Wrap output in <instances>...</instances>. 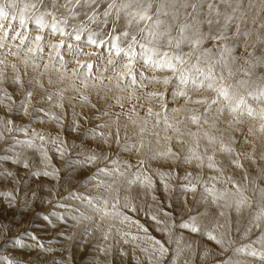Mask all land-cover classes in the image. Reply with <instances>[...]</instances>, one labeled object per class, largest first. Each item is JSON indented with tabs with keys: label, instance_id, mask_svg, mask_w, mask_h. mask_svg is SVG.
<instances>
[{
	"label": "snow or ice",
	"instance_id": "obj_1",
	"mask_svg": "<svg viewBox=\"0 0 264 264\" xmlns=\"http://www.w3.org/2000/svg\"><path fill=\"white\" fill-rule=\"evenodd\" d=\"M223 2L226 4L224 11H221L213 0H155V12H152L154 0H63L62 3L51 0L50 4L45 3V0H0V21H7V27L0 23V52L6 53L0 57V66H3L0 67V106L6 109V116H0V141H3L5 149L2 159L5 162L11 161L16 166L22 165L28 169L30 176L42 174L59 180V169L52 164V157L48 155V149L45 147L51 143L56 155L62 158L64 164L80 167L81 170L74 172V175L81 177L85 182L97 181L98 176L117 177L126 187L139 185L143 194L152 195L153 199V193L162 186L170 201L173 197L183 200L180 209L182 229L189 230L190 234L207 237L221 248L230 246L233 254L243 253L258 257L264 264V32L258 33L256 37L262 45L258 52L254 45L245 43V53L237 56L235 50L241 46L240 39L242 36L247 39L249 31L242 27L243 16L238 14L239 4L234 6L228 0ZM204 3H207L206 10ZM9 17L11 19H8ZM14 21H18L19 27L13 26ZM29 22L35 25L34 36L29 29ZM110 22L112 27L107 28ZM92 25L96 26L95 31ZM261 28H264V24ZM46 30L52 36L58 35L60 39L47 41L49 58L44 60L41 68L37 54L43 58ZM105 32L108 34L105 35ZM17 40L19 43H15ZM65 45L71 60L62 55L65 50L62 46ZM82 45L94 46L98 50L102 49V46L106 48V69H100L92 59H78L80 55H100V52L84 51ZM21 52L24 53L23 56ZM9 56L19 58L23 72L15 59L8 60ZM121 60L123 63H119ZM70 62L73 67L69 70L66 65ZM50 66L56 69L60 80L66 77L72 81L78 80L79 86L73 84L72 87L79 93L78 99L92 108L97 106L84 94V90L89 87L90 81L93 82V87L102 85L105 79L104 71L111 72L107 79L115 88L130 89L127 95L128 107L125 108L121 97L116 95L113 99L120 106V112L113 113L107 103L97 108L93 115L99 123L85 127L82 133L86 137H92L90 143L81 141L77 145L73 142L69 146L59 135L49 138L35 128L29 133L27 125L33 120L47 118L59 124L63 119L51 111L50 107H64V89L52 88L54 81L51 76H47ZM29 67L35 74L29 75ZM6 68L11 69L10 76L5 75ZM94 71L97 75H93ZM147 72L152 74L146 75ZM45 77L49 87H45ZM148 85L153 87L152 90H146L145 95L147 99L157 102V109L154 112L153 107L149 105L144 108L145 116L140 117L136 107L137 103H140V97L136 95L135 88L147 89ZM9 87L12 91H9ZM37 88L42 89L39 94L35 92ZM169 90L170 95L167 94ZM179 101L183 103L168 108L169 102L177 105ZM169 111L183 115L170 121ZM20 113L28 118L26 122L17 123L12 118ZM162 114L166 133L163 136L159 131ZM79 115L80 113L73 109V118L68 122L73 131L80 128L79 120L75 119ZM153 115L155 122L149 129L148 118ZM122 118L126 121L123 125V139L120 123ZM245 118H258L261 121L259 128L254 130L249 127L245 132ZM84 119L90 121L92 117L85 116ZM129 123L134 126L132 129H129ZM189 124L191 128L188 127ZM169 131L171 134H167ZM255 131L262 137V150L258 157L255 144H252L249 151H243ZM15 133H24V138L20 139ZM9 140L12 143L9 144ZM37 141L40 143L37 144ZM113 143L116 145L115 152L111 148ZM24 147L35 148L39 152L43 169L30 164L29 157L21 151ZM69 148L73 151L79 148V151L75 152V158L69 153ZM121 152L127 153V158L121 156ZM160 159L172 161L168 170L151 166V161ZM133 160L135 164L132 163ZM245 161L256 165L255 176H249ZM185 164L189 168L194 166L199 171H185L180 177L182 182L173 185V176L177 175V169ZM89 165L95 168L94 174L91 169L83 170ZM205 168L213 173L207 178L203 177ZM228 169L234 172L242 170V180L234 178L231 174L226 176ZM18 172L19 168L0 169V180L4 182V190L0 191V196L4 197L2 203L9 207L19 204L31 211L37 200L41 203L54 202L63 211L44 215L42 222L45 226L57 228L61 222H67L69 217L77 224L82 218L90 220L91 217L84 216L79 208L75 209L79 214H73L75 201L86 203L104 215L110 214L107 199L103 200L102 207L101 204L94 203V199L100 200L101 197L85 196L79 190L70 188L67 196L60 195L59 184L46 186V195L41 194L39 187L35 190L29 187L28 191L32 192L31 199L27 196L18 197L15 193L24 184ZM157 177L159 184L155 182ZM103 184L105 181L101 179L94 186L100 187ZM229 184L231 188L228 187ZM108 187L111 188L112 184ZM249 190L251 195H248ZM189 196L192 197L191 201ZM125 199L127 201L128 198ZM115 203L118 204L119 200ZM189 203L196 205L195 215L183 213V208ZM129 206L126 202L125 207ZM213 206L218 210L219 217L224 216L225 209H234L237 214L244 209H252L249 212L248 226L241 233L242 236L252 233L248 243H238L227 232L218 230L217 223L213 222L210 216ZM131 207L135 210L134 204H131ZM111 214L122 222L131 219L116 209L115 204ZM170 215L164 212L163 221L156 215H151V219L156 221L157 225L163 224L158 230L169 235L170 243L177 245L175 249L166 248L138 222L137 227L143 235L125 233L119 229L117 231L125 243H128L129 239L133 244L137 240L145 242L141 251L148 256L149 264H160L163 256L170 251L169 264H178V253L183 250V237H175V233L171 232L167 221ZM204 217L209 218L208 223L201 222ZM253 229L258 230L260 234L256 236ZM0 230L9 232L11 228L0 222ZM89 231L91 229H86L85 235ZM24 234L30 237L31 243H26L19 232L14 233L10 239L20 248L29 247L41 252H52L51 247H45L43 238H38L35 233ZM104 236L107 240V230ZM183 248L191 250L193 255L196 254L190 243L184 244ZM101 251H105V248L101 247ZM210 254L211 250L208 248L199 253L202 258ZM120 255H126L123 248L120 249ZM0 264L20 262L5 256L0 258ZM52 264H55V261ZM185 264L191 262L186 261ZM207 264L213 262L207 261ZM215 264H240V261L230 256L226 260L215 261Z\"/></svg>",
	"mask_w": 264,
	"mask_h": 264
},
{
	"label": "rangeland",
	"instance_id": "obj_2",
	"mask_svg": "<svg viewBox=\"0 0 264 264\" xmlns=\"http://www.w3.org/2000/svg\"><path fill=\"white\" fill-rule=\"evenodd\" d=\"M18 2H31V0H18ZM51 0H45V3L50 4ZM63 0H58V3H62ZM229 3L234 6L238 3L240 6V13L242 14L243 19L241 20L242 27L249 31V35L247 39L243 36L240 39V47L236 48L235 54L240 56L245 53V48L243 44L247 43L249 46H255L256 51L258 52L262 45L256 40L257 34L264 32V29L261 28V25L264 24V0H228ZM213 3L217 5V7L224 11L226 4L223 0H213ZM203 7L207 8V3H204ZM230 10V9H229ZM152 12H155V0L152 8ZM261 17V18H260ZM8 19H11L9 17ZM50 19V18H49ZM263 19V20H262ZM3 23L5 27H7V21H0ZM14 27H19L18 21L13 22ZM107 28H111V22L106 26ZM93 31L96 30V26L92 25ZM29 29L32 32V35H35V25L29 22ZM122 30V29H121ZM105 35L108 33L105 32ZM45 35V45L43 51V58H41L40 54H37V59L40 62V67H43V63L45 59H48L49 48L47 47V41L49 40H59L60 37L58 35L52 36L47 30L44 33ZM10 38V37H9ZM15 43H19V41H15ZM27 45H25L26 47ZM207 46V44L205 45ZM7 47V46H6ZM65 50L62 52V55L65 56L66 59L71 60V57L68 55L66 51V45L62 46ZM83 47V45H82ZM84 51H93L100 52L99 56L95 57H85L80 55L78 59L86 60L92 59L94 64L98 65L100 69H106L108 52L106 48L96 49L93 47H83ZM187 50V49H185ZM6 55V53L0 52V57ZM24 53L21 52V56ZM16 60L18 65L23 72V65L19 64V58H13L11 56L8 57L9 61ZM119 63H123V61H119ZM238 63H242V61H238ZM3 67V66H0ZM66 67L70 70L73 67V64L70 62L66 65ZM29 75H33V70L31 67L28 69ZM11 69H5V75L10 76ZM104 81L102 85L97 87H93L90 81L89 87L84 90V94L88 95L92 101V103L96 104V108H92L89 105L78 99L79 93L72 87L75 84L77 87L79 86V81H72L69 78H65L64 80L59 79V74L56 72L54 67H49L47 76H51L54 83L51 85L52 88H63V100L62 103L64 107L62 109H58L55 105H51V111L56 112L57 115L63 117L61 122L58 124L54 120H48L47 118L43 120H33L31 123L27 125L28 132L31 133L33 128L37 131L43 133L46 137H59L62 140H65L69 146L75 142L77 145L80 144L81 141L91 142V136H84L83 130L85 127H91L92 124L99 123V120L93 115L97 108L102 107L105 103L108 104V107L113 113L120 112V106L114 102L113 97L119 95L122 99V102L125 105V108L128 107L127 95L130 91L129 88H115L111 82L108 81L107 77L112 73L109 71H104ZM151 72H147L146 75H151ZM162 74V73H158ZM93 75H97L94 71ZM45 87H49L47 83V77L44 79ZM107 85L108 87H105ZM152 85H148L147 89L135 88V93L140 97V103H137L136 107L139 111L140 117L145 116L144 108L151 105L155 110L157 109V102L155 100L147 99L145 93L146 90H152ZM9 91H12V88L9 87ZM42 89H35V92L39 94ZM170 95V90L167 93ZM19 92H16V97L18 98ZM183 101H179L177 105H173L171 102L168 103V108L171 109L173 106H179ZM143 105V107H141ZM256 106V105H254ZM73 109L75 112L80 113L79 116H76L75 119L79 120L80 128L78 131H73L69 126L68 122L73 118ZM180 115L183 113H172L168 112V116L170 121L174 119H178ZM0 116H6V109L0 106ZM85 116H91L92 119L90 121H86L84 119ZM15 122H26L27 117H24L22 113L15 114L13 117ZM126 121L122 118L121 123V137L123 139L124 128L123 125ZM155 122V115L148 118V128L151 129L152 124ZM260 120L245 118L243 123V128L245 132L249 127H252L254 130L259 128ZM129 129H132L134 126L132 124H128ZM189 128L192 126L189 124ZM107 130V129H105ZM161 132V136L165 135L164 126H163V114L161 116V125L159 128ZM167 134H171L170 131ZM7 135V133H5ZM17 137L20 139L24 138V133H15ZM261 134L258 131L254 132V135L249 137V145L243 149L244 152H247L251 149L252 144L256 145V155L259 156L260 151L262 150L260 147ZM153 143H154V138ZM8 143H12L11 140ZM40 143L39 141L36 142ZM174 143V142H173ZM19 147V146H18ZM48 149V155L52 157V164L59 169L60 179L58 180L55 177H45L42 174L39 176H30L28 175V169H25L22 165H13L11 161L5 162L2 157L5 155V149L3 147V141H0V169L4 167H8L10 169L15 170V168H19L18 176L23 178L24 184L21 185L19 191L15 193L18 197L27 196L29 199L32 197V192L28 191V188H32L35 190L37 187L40 188L41 194L46 195L48 191V187L46 186H54L59 184L58 192L60 195L67 196V191L71 188L73 190H79L83 192L85 196L92 197H101L100 200H95L94 203H99L103 207V200L107 199V208L109 210V215H104L101 211L95 210L89 207L86 203L82 204L80 201L74 202L73 214H79L75 212L76 208H79L80 212L84 213V216L91 217L90 220L82 218L80 223L77 224L76 221L72 220L70 217L67 222H61L57 228H53L52 226H45L42 222L44 215H49L53 212H62L58 205L54 202L49 203H41L39 200L35 201L31 211L20 206L19 204H13L9 207L7 204H3L4 197L0 196V222L3 224H7L10 226L11 231L3 232L0 230V258L5 256L19 261L20 264H29V262H36V264H52L55 261V264H149L148 256L141 251V248L145 247V242L141 240H137L135 244H133L130 239L128 243H125L123 237L120 236L118 229L122 232L128 233L132 232L133 234L143 233L138 229L137 222L140 225H143L144 228L147 229L148 234L154 236L157 240H160L166 248L175 249L177 248L176 243L169 241V235L163 231H159L158 228L163 227V224L157 225L156 221L151 219V215H156L158 219L165 220L164 212H168L171 215L167 218V221L170 225V230L172 233H175V237H183L181 241V248L183 249L178 253V264H185L186 261H190L191 264H207V261H212L215 264V261H222L228 259L230 256L234 260H239L240 264H262L258 257H251L246 254H233L230 251V246L221 248L219 245H216L214 241L208 240L207 237H201L197 234H190L189 230L182 229L180 227V223L182 220V212L181 205L183 204V200H176L175 197L170 201L167 195L163 191V187L160 186L158 190H156L153 195L155 199L152 198V195L145 196L143 191L141 190L139 185H133L130 188L126 187L121 179L117 177H107V176H98V180H104L105 184L100 187H95L98 183L97 181H88L85 182L81 177L74 175V172L80 171L79 166L64 164L62 158L55 153L54 146L51 143L45 145ZM160 147H163V142ZM107 148V146H105ZM112 151H116V145L113 143L111 146ZM21 151L25 153L30 159V164H35L37 167L43 169L44 165L41 164V157L39 152L33 148L28 149L26 147L21 148ZM79 148H76L73 151L69 148V153L75 158V152H78ZM11 154V153H8ZM121 156L127 158V153H120ZM135 164V160L132 161ZM151 166L153 168L161 167L163 170H168L169 166L172 164V161L160 159L151 161ZM245 168L248 169L249 176H255L257 174V167L253 165L251 161H245ZM147 166V165H146ZM91 169V172L95 173V168L92 166H85L84 171ZM135 170V169H133ZM185 171H199L195 169L194 166L189 168L188 165H182L179 169H177V175L173 176L172 183L173 185H178L182 181L180 177H182ZM212 171L210 169L205 168L203 170V177L207 178L212 175ZM233 175L234 178L238 180H242L243 172L242 170L233 171L232 169H228L225 172V175ZM80 181L78 184L77 181ZM113 181H116L113 183ZM155 182L159 184V178L157 177ZM89 184L93 186H89ZM112 184V187L109 188L108 185ZM231 188V184L228 185ZM4 190V182L0 180V191ZM248 195H251V191L249 190ZM128 198L127 201L125 198ZM71 199L70 197H67ZM59 199V196H57ZM189 201L192 200V197H188ZM119 200V203L115 202ZM126 202L130 205L129 207H125ZM115 204L116 209H118L121 213L128 215L131 219L129 221L122 222L119 218L112 215L113 206ZM131 204L135 205V210L132 209ZM46 209V211H44ZM252 209H244L241 213L237 214L234 209L228 210L225 209L224 216L219 217L217 215L218 210L213 206L210 210V216L212 217L213 222L217 223L218 230L221 232H227L231 238L238 243H248L249 236L252 233H249V236H242L241 233L244 232L249 223V212ZM197 211L196 205L189 203L187 207L183 208V213L189 215H195ZM208 217H204L202 219V223H208ZM91 229V231L87 232L85 235V230ZM108 231V239H105L104 232ZM256 236L260 233L258 230H252ZM19 232L21 238L26 243H31V239L28 235L24 233H35L38 238H43L42 242L45 247H51L52 252H41L39 249L29 248V247H17L14 244L13 239L10 237L13 236L14 233ZM63 233V234H61ZM173 237V239H175ZM254 238V237H253ZM190 243L192 245V249L196 250V254L193 255V252L187 248H183L184 244ZM255 247H259L258 245H254ZM101 247L105 248V251H101ZM123 248L126 252V255H120V249ZM205 248L211 250V254L207 257H201L199 255L200 252L204 251ZM171 260V251L166 253L163 258L160 260V264H169Z\"/></svg>",
	"mask_w": 264,
	"mask_h": 264
},
{
	"label": "bare ground",
	"instance_id": "obj_3",
	"mask_svg": "<svg viewBox=\"0 0 264 264\" xmlns=\"http://www.w3.org/2000/svg\"><path fill=\"white\" fill-rule=\"evenodd\" d=\"M261 18V17H260ZM263 20V19H262ZM261 22H264V21H261ZM264 29V28H263Z\"/></svg>",
	"mask_w": 264,
	"mask_h": 264
}]
</instances>
